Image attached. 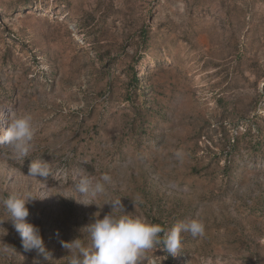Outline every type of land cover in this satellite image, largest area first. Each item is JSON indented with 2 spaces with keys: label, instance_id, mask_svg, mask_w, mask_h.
<instances>
[{
  "label": "rangeland",
  "instance_id": "obj_1",
  "mask_svg": "<svg viewBox=\"0 0 264 264\" xmlns=\"http://www.w3.org/2000/svg\"><path fill=\"white\" fill-rule=\"evenodd\" d=\"M22 114L33 147L23 161L0 144V197H42L27 221L51 264L119 199L165 232L205 225L140 264H264V0H0V136ZM41 159L49 177L27 176ZM80 169L111 177L98 207L64 198H81ZM0 227L17 252L0 264H33Z\"/></svg>",
  "mask_w": 264,
  "mask_h": 264
},
{
  "label": "clouds",
  "instance_id": "obj_2",
  "mask_svg": "<svg viewBox=\"0 0 264 264\" xmlns=\"http://www.w3.org/2000/svg\"><path fill=\"white\" fill-rule=\"evenodd\" d=\"M34 139L33 119L31 115L22 114L10 119L8 127L0 136V144L9 146L17 160L28 158L32 150ZM50 175V162L31 160L28 175L46 179ZM75 190L81 198L74 199L83 206H92L101 194L105 192L106 184L111 180L108 174L99 177L86 174L83 169L77 171ZM41 196H33L30 191L14 192L7 197H0V206L7 212L8 221L19 234L25 252H35L33 264H41L39 257L52 261L46 250L39 226L28 222V205ZM105 204L111 205V211L100 218V213H94L93 222L84 228L87 229V241L78 236L71 241H61L62 247L67 250L68 264H140L148 249L156 245H163V251L175 255L181 246V234L188 232L193 236L203 235L205 225L199 219H191L176 224L167 232L158 223H151L142 216L126 212L119 200H109ZM104 204V205H105ZM98 207V206H97ZM4 234L7 235V229ZM161 233H164L161 236ZM0 254L17 256L13 245L0 242ZM25 259L24 256L19 255ZM23 259V260H24Z\"/></svg>",
  "mask_w": 264,
  "mask_h": 264
}]
</instances>
